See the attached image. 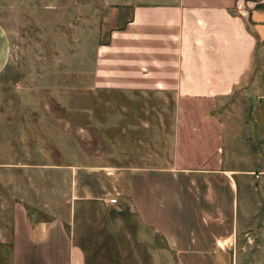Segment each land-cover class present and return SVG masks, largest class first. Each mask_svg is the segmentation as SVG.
Returning <instances> with one entry per match:
<instances>
[{
	"label": "rangeland",
	"instance_id": "obj_1",
	"mask_svg": "<svg viewBox=\"0 0 264 264\" xmlns=\"http://www.w3.org/2000/svg\"><path fill=\"white\" fill-rule=\"evenodd\" d=\"M126 1L0 0V28L8 52L0 78V129H12L7 138L14 162L23 158L29 164L23 171L14 166L13 175L30 178L14 180L9 193L0 182L2 238L8 235L10 202L30 201V214L37 216L41 162L134 161L148 168L149 148L159 143L162 149L157 151L164 155L174 100L156 98L147 90L127 96L92 83L96 49L110 30L123 25ZM252 57L232 94L208 106L224 130L217 160L210 156L199 173L169 181L150 177L144 169L140 206L127 197L102 214L108 228L96 232L91 245L98 264H264V137L256 132L253 119L254 101L261 93L257 79L264 59L262 42L256 43ZM0 153L1 158L4 150ZM4 173L0 167V176ZM229 177L236 187L235 234L231 246L217 245L213 234L224 238L232 226ZM22 185L27 186L25 194ZM150 206L156 211L150 212ZM46 216L40 213V218ZM77 218L78 228L88 232L90 215ZM166 238L172 239V249Z\"/></svg>",
	"mask_w": 264,
	"mask_h": 264
},
{
	"label": "crops",
	"instance_id": "obj_2",
	"mask_svg": "<svg viewBox=\"0 0 264 264\" xmlns=\"http://www.w3.org/2000/svg\"><path fill=\"white\" fill-rule=\"evenodd\" d=\"M123 6L128 10L123 25L110 30L96 49L92 83L127 96L147 90L156 98L171 97L176 107L171 130L164 132L168 135L164 155L157 151L162 149L159 143L149 148L148 168L134 161L113 165L41 162L35 203L38 214L31 216L29 209H33L25 199L8 204L11 217L7 237L0 236V248H4L0 264H98V252L91 245L95 233L108 228L103 226L102 214L127 197L137 208L144 169L150 177L163 176L169 181L199 173L210 156L217 160L214 155H219L224 130L220 120L207 112L208 106L232 94L252 64L256 43L264 44V0H127ZM7 56L6 37L0 28V78L4 77ZM257 80L261 93L254 101L253 119L256 132L264 137V59ZM11 130H1L0 139V149L4 150L0 167L5 170L0 182L7 193L12 191L14 180L30 181L23 173L13 175L14 166L23 171L29 164L23 158L14 162L11 138H7ZM228 181L233 193L232 226L224 238L220 234L213 237L217 245L219 241L231 246L236 187L233 179ZM26 188L22 185V193ZM111 197L114 203L109 202ZM149 209L156 211L151 206ZM40 213L47 216L40 218ZM84 214L90 215L86 233L77 223V217ZM152 224L156 229L157 223ZM167 242L172 249V239Z\"/></svg>",
	"mask_w": 264,
	"mask_h": 264
},
{
	"label": "built area",
	"instance_id": "obj_3",
	"mask_svg": "<svg viewBox=\"0 0 264 264\" xmlns=\"http://www.w3.org/2000/svg\"><path fill=\"white\" fill-rule=\"evenodd\" d=\"M109 202H110V203H114V202H115V198H114V197H111V198L109 199Z\"/></svg>",
	"mask_w": 264,
	"mask_h": 264
}]
</instances>
